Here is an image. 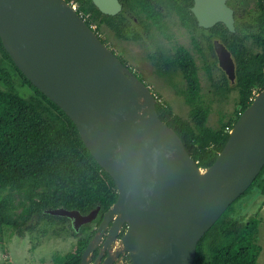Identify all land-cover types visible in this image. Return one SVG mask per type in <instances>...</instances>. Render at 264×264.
<instances>
[{
	"label": "water",
	"instance_id": "water-1",
	"mask_svg": "<svg viewBox=\"0 0 264 264\" xmlns=\"http://www.w3.org/2000/svg\"><path fill=\"white\" fill-rule=\"evenodd\" d=\"M104 15L122 10L118 0H92ZM228 0H193L199 28L223 23L235 31ZM0 39L25 78L73 122L98 165L117 188L102 215L91 254L118 243L130 264H192L204 234L253 183L264 166V90L234 123L215 162L198 168L176 133L161 122L157 100L65 0H0ZM218 68L230 84L235 62L217 39ZM64 208L45 214L71 220L78 232L97 218ZM110 227H108V225ZM126 226L118 240L121 229ZM107 257L102 264H111Z\"/></svg>",
	"mask_w": 264,
	"mask_h": 264
},
{
	"label": "trees",
	"instance_id": "trees-1",
	"mask_svg": "<svg viewBox=\"0 0 264 264\" xmlns=\"http://www.w3.org/2000/svg\"><path fill=\"white\" fill-rule=\"evenodd\" d=\"M65 1L78 4V11L87 17L86 24L96 27L94 32L99 38L96 30L104 27L119 39L137 41L142 37L139 28L147 34L141 15L160 27L164 8L172 9L180 24L190 32H205L210 58L206 70L211 91L219 98L238 92L239 110L235 113V122L250 106L254 94L264 90V0H253V6L248 0H228L227 5L233 10L234 32L223 23L210 29L199 28L191 12L193 0H118L122 10L115 16L102 14L92 0ZM215 39L234 59L233 86L217 66L212 45ZM193 41L196 43V39ZM149 59L156 74L169 80L174 67L181 71L187 83V101L192 106L189 121L174 115L159 100L157 115L180 138L198 168H209L227 142L235 122L221 124L217 130L206 126L208 111L197 97L196 66L182 48L176 50L174 59L161 50H155ZM119 60L125 66L124 61ZM15 187H27L35 192L20 223L5 216L7 192ZM254 189L262 196L261 206H264V166L250 187L198 241L192 264L257 263L261 252L255 243L257 216L249 217L245 223L235 217L237 203ZM117 195L114 181L87 150L73 122L25 78L0 39V235L4 227L22 238L26 232L35 231L44 220L68 222L70 236L78 241L74 254L64 264H80L81 255L95 233L92 226L85 225L77 233L69 219L53 217L44 211L64 208L86 215L99 207V217L94 221L98 224L102 214L115 203Z\"/></svg>",
	"mask_w": 264,
	"mask_h": 264
},
{
	"label": "rangeland",
	"instance_id": "rangeland-1",
	"mask_svg": "<svg viewBox=\"0 0 264 264\" xmlns=\"http://www.w3.org/2000/svg\"><path fill=\"white\" fill-rule=\"evenodd\" d=\"M253 6V0H248ZM166 19L160 27L144 20L147 34H143L137 41L119 39L114 33L104 27L96 31L106 46L122 61L141 82H143L159 102L169 107L172 113L189 121L192 106L187 101V83L178 67L171 71L170 80L159 76L155 72L149 55L155 50L167 52L172 59L176 50L182 48L194 60L198 80V100L207 109L206 126L217 130L221 124L229 125L235 122V113L239 110L238 92L233 91L225 98L214 96L208 78L206 66L210 62L207 53L205 32H190L182 26L179 18L172 11H166ZM143 19V16L141 15ZM196 39V43H194ZM251 45V40L249 41ZM234 84H232L233 86ZM35 198V192L27 187L10 188L7 192L8 219L21 222V215ZM262 196L254 189L251 194L242 198L236 205L235 217L246 222L249 217L257 216L258 226L255 243L261 248L256 264H264V206H261ZM85 235H82L84 237ZM78 239L70 236L68 222L42 221L33 232H26L22 238L9 228L3 229L0 235V264H64L77 248ZM116 247L121 245L115 244ZM123 262V263H122ZM117 264H128L124 260ZM92 264V263H90Z\"/></svg>",
	"mask_w": 264,
	"mask_h": 264
},
{
	"label": "flooded vegetation",
	"instance_id": "flooded-vegetation-1",
	"mask_svg": "<svg viewBox=\"0 0 264 264\" xmlns=\"http://www.w3.org/2000/svg\"><path fill=\"white\" fill-rule=\"evenodd\" d=\"M166 11H170L172 13V9H168V8L166 9V8H164L163 10H161V14H162V18L161 19L162 20H164V19L167 18V17H165L166 14L163 13V12H166ZM143 20H148V19L146 18V16H143ZM98 217H99V213H98L97 218L94 221H96L98 219ZM101 220H102V216H101V219H100V221H99L98 224L94 223V221H93V223L90 224L92 226L93 230L95 231V233H94L93 238L89 241V243L94 239L95 234H96V231H97V229H98V227L100 225ZM70 223L72 225L71 220H70ZM87 225H89V224H87ZM110 225L111 224H109L108 227H110ZM83 226H85V225H83ZM82 227H80V229H79L78 232H80V230H81ZM125 230L126 229L124 227L121 229L120 234L118 236V240L122 237L121 233L124 234ZM106 234H107V231H106ZM106 234L101 238L98 246L96 247V249L94 250V252L91 254V259H90L91 262L90 263L93 264L95 262V260L97 259L98 255L100 254V252L102 251V248L104 247V242H105L106 237H107ZM115 244L116 243L113 242L110 245V248L109 249L107 248L105 251L102 252V256H101V260H100V263L99 264H102L103 261H105L107 257H110V259L112 260V263L111 264H117L119 261L122 262V260H124V262H128V264H130L129 255L127 253L121 252L120 251L121 250V247H116Z\"/></svg>",
	"mask_w": 264,
	"mask_h": 264
},
{
	"label": "built area",
	"instance_id": "built-area-1",
	"mask_svg": "<svg viewBox=\"0 0 264 264\" xmlns=\"http://www.w3.org/2000/svg\"><path fill=\"white\" fill-rule=\"evenodd\" d=\"M69 5H70V7L72 8V10L74 11V12H76L79 16H80V18L85 22V20H86V16H84L81 12H79L78 11V4H76V3H68ZM86 23V22H85ZM93 31H95V29H96V27L94 26V25H92L91 27H90ZM96 34V33H95ZM257 94H254V96L251 98V101H253V99L255 98V96H256ZM155 96V95H154ZM155 98H156V100H159L158 98H157V96H155ZM230 132V131H229Z\"/></svg>",
	"mask_w": 264,
	"mask_h": 264
}]
</instances>
